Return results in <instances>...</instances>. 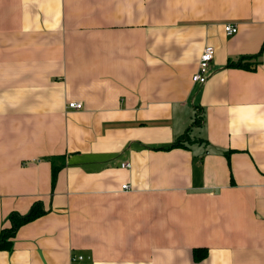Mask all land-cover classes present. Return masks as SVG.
Returning a JSON list of instances; mask_svg holds the SVG:
<instances>
[{
	"label": "crops",
	"instance_id": "crops-1",
	"mask_svg": "<svg viewBox=\"0 0 264 264\" xmlns=\"http://www.w3.org/2000/svg\"><path fill=\"white\" fill-rule=\"evenodd\" d=\"M36 204L0 264H264V0H0V234Z\"/></svg>",
	"mask_w": 264,
	"mask_h": 264
},
{
	"label": "trees",
	"instance_id": "trees-1",
	"mask_svg": "<svg viewBox=\"0 0 264 264\" xmlns=\"http://www.w3.org/2000/svg\"><path fill=\"white\" fill-rule=\"evenodd\" d=\"M248 59V58H247ZM239 67V68H252L253 64L250 62H246L245 59H241L238 63L230 62L229 67ZM202 122V119L200 118L199 112L196 114L194 119V125L199 126ZM190 131H188L189 133ZM186 134V140H189V135ZM182 144H185L183 141H178L176 144L171 146H166L159 148L157 150H171L174 147H179ZM56 176V171L54 173V178ZM45 214V210L41 204H36L32 207L31 211L26 215H21L18 213H13L9 217V221L11 223L10 228L2 230L0 234V251H11L13 244H14V238L17 235V232L25 225L39 219ZM208 254V250L205 248H198L195 249L193 252V257L195 261H202L206 258Z\"/></svg>",
	"mask_w": 264,
	"mask_h": 264
},
{
	"label": "built area",
	"instance_id": "built-area-1",
	"mask_svg": "<svg viewBox=\"0 0 264 264\" xmlns=\"http://www.w3.org/2000/svg\"><path fill=\"white\" fill-rule=\"evenodd\" d=\"M225 33L227 36H234L238 33V28L233 24H227L225 26ZM214 58H215V49L212 47H206L201 55L198 69L192 76V82L194 84L204 85L207 83L211 75L210 67L214 61ZM68 108L70 110L79 111L83 108V104L80 102H72L69 104ZM123 167H129V165L124 164ZM123 189L129 190L130 187L125 185ZM87 259L90 260V258L85 257L84 255L81 254L73 257V261L76 262L77 264H86L85 262Z\"/></svg>",
	"mask_w": 264,
	"mask_h": 264
}]
</instances>
